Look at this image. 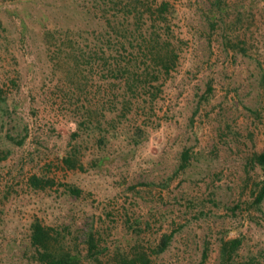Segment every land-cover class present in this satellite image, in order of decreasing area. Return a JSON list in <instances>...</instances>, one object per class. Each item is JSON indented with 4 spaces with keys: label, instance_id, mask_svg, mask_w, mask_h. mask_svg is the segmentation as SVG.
Here are the masks:
<instances>
[{
    "label": "rangeland",
    "instance_id": "obj_1",
    "mask_svg": "<svg viewBox=\"0 0 264 264\" xmlns=\"http://www.w3.org/2000/svg\"><path fill=\"white\" fill-rule=\"evenodd\" d=\"M168 1L177 65L152 104L109 121L116 109L99 106L105 83L83 86L44 36L87 27L77 2L0 0V264H41L29 243L33 217L77 237L83 264H95L83 241L93 227L110 250L173 230L151 264H218L230 237L241 238L237 259L264 264V196L255 199L264 174L252 160L264 147V0ZM136 123L145 129L134 142ZM73 143L83 168L61 162ZM31 174L54 183L35 187Z\"/></svg>",
    "mask_w": 264,
    "mask_h": 264
},
{
    "label": "trees",
    "instance_id": "obj_2",
    "mask_svg": "<svg viewBox=\"0 0 264 264\" xmlns=\"http://www.w3.org/2000/svg\"><path fill=\"white\" fill-rule=\"evenodd\" d=\"M88 19L87 27H62L47 29L44 36L52 38L57 52L71 59L75 70L83 78L86 86L90 77L101 79L105 83L102 103L116 112L111 116L121 118L133 111L134 106L152 104L162 91V82L176 67L178 62L179 40L173 33L172 19L175 8L168 0H75ZM160 80V81H159ZM106 106V105H105ZM105 118V114L100 116ZM93 121V120H90ZM99 129L105 130L101 119L94 120ZM107 121V122H109ZM89 120H80L87 124ZM116 133V126L109 122ZM140 123L133 125L132 139L138 140L144 133ZM96 140L103 141L106 134L99 130ZM14 139V138H13ZM21 143L22 138L16 140ZM80 147L73 143L67 153L61 157L64 167L83 168L79 157ZM189 153L181 152L183 166ZM264 174V147L253 154L252 158ZM33 186L51 185L50 178L31 174L28 177ZM67 191L79 194L80 189L65 184ZM264 196V179L256 195V201ZM136 221V220H135ZM29 243L33 256L41 264H83V252L77 237L66 239L60 227L43 223L33 217L29 223ZM85 256L95 264H151L154 256L164 251L172 236L162 232L154 241L136 236L125 247L115 245L110 250L102 228H89L84 232ZM240 237L222 239L219 246L218 264H253L252 258L237 259ZM73 245V246H72ZM109 255L106 260L102 257ZM207 256V246L202 251Z\"/></svg>",
    "mask_w": 264,
    "mask_h": 264
}]
</instances>
